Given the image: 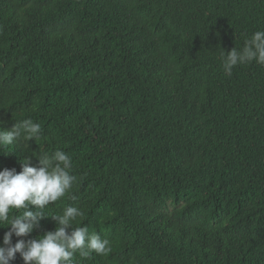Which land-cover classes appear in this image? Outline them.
Wrapping results in <instances>:
<instances>
[{"label":"trees","instance_id":"1","mask_svg":"<svg viewBox=\"0 0 264 264\" xmlns=\"http://www.w3.org/2000/svg\"><path fill=\"white\" fill-rule=\"evenodd\" d=\"M261 29L264 0H0V128H42L0 170L71 157L45 212L112 247L77 264H264V66L220 56Z\"/></svg>","mask_w":264,"mask_h":264},{"label":"clouds","instance_id":"2","mask_svg":"<svg viewBox=\"0 0 264 264\" xmlns=\"http://www.w3.org/2000/svg\"><path fill=\"white\" fill-rule=\"evenodd\" d=\"M220 56L223 70L229 76L238 65L255 61L264 66V29L246 37L242 48L233 47L228 52H221ZM41 133V124L30 118L16 122L10 129L0 128V149L25 142L28 146V141H36ZM37 159L38 163L32 166L24 158L20 172L15 168L0 170V227L10 225L0 245V264H9L17 253L24 264H77V254L80 258H89L93 253L108 256L112 251L108 239L99 233H90L86 226L73 227V222L83 216L80 208L67 206L62 214L45 212L47 206L70 194L76 181L71 157L57 149L51 153L39 151ZM46 217L55 221L54 231L12 243L13 234L27 236ZM68 228L71 231H66Z\"/></svg>","mask_w":264,"mask_h":264}]
</instances>
